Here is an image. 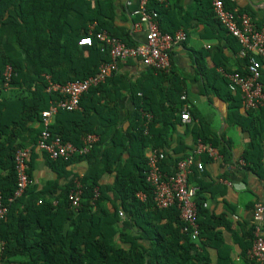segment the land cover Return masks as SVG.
<instances>
[{
    "label": "trees",
    "instance_id": "obj_1",
    "mask_svg": "<svg viewBox=\"0 0 264 264\" xmlns=\"http://www.w3.org/2000/svg\"><path fill=\"white\" fill-rule=\"evenodd\" d=\"M160 1L150 0L149 9L159 13L160 29L168 33L162 23V16L168 10ZM223 2L227 9H233L229 0ZM206 11L208 18H214L211 0ZM113 21L111 12L99 0H0V198L8 207L7 216L0 220V245H3L0 264H188L201 258L208 264L205 249L197 242L210 246L216 229L228 228L226 218L212 216L204 208L207 192L204 186L198 187L196 198L201 231L197 242L184 232L186 225L176 207L161 210L154 204L153 191L146 180V151L149 147L165 149L164 132L156 126L166 127V134L182 116L181 97L185 92L172 72L162 74L151 70L171 85L168 96H174V101H170L173 108L164 109L153 102L146 91L139 89V96H134L135 110L127 118L130 127L125 131L117 130L109 143L104 139L105 132L101 131L108 128L103 120H108L111 126L115 119H107L103 115L106 108L101 105L106 98L111 101L110 95L115 91L109 85L114 84L116 76L90 89L81 101L82 112L60 111L51 126L54 136L81 148L83 138L95 134L100 138L99 143L85 157L69 161L48 157L57 178L42 190L36 185L29 187L21 198L10 202L18 182L16 153L35 147L43 131V112L50 107L51 100L61 98L47 92L50 82L64 86L88 79L98 74L102 64L111 61L110 54L102 52L97 42L89 47L80 46L79 41L90 32H107L130 47L137 46L115 28ZM216 23L221 38L230 47L231 42L240 47L239 42ZM241 61L238 72L245 74L248 60L242 58ZM8 66L12 67L13 74L7 82L4 72ZM217 67L231 73L225 61ZM217 77L228 87L225 78ZM228 98L237 104L235 109H241L238 92L229 90ZM263 110L248 113L253 119L246 128L251 133V143L242 157L248 168L258 174L264 172V165L255 114L260 115ZM163 115L169 119H164ZM192 117L196 119L193 111ZM200 124L196 128L198 140L226 155L231 145L211 135L208 128ZM76 160H87L89 164L83 177L72 176L67 170ZM161 169L167 175L176 171L175 167L171 173L167 159ZM104 173L115 174L112 186L101 184ZM29 175L32 177L30 164ZM60 180L66 184L61 186ZM76 181L81 183L83 195L80 206L73 208L69 195ZM140 193L146 195L145 201L138 198ZM130 229L136 230L135 234L128 233ZM253 233L254 226L250 230L251 246L242 264H255L250 258Z\"/></svg>",
    "mask_w": 264,
    "mask_h": 264
},
{
    "label": "crops",
    "instance_id": "obj_2",
    "mask_svg": "<svg viewBox=\"0 0 264 264\" xmlns=\"http://www.w3.org/2000/svg\"><path fill=\"white\" fill-rule=\"evenodd\" d=\"M99 1L104 3L108 12H111L115 28L126 39L134 45L146 41V26L137 27L140 0ZM229 1L233 8L250 15L258 27H264V0ZM160 2L168 10V13L162 16V23L168 33L184 31L188 35L187 42L173 52L171 75L178 78L196 119L189 124L179 121L173 129H168L166 134V127L162 124H158L156 128L164 132L163 141L171 173L174 172L177 162L196 148L199 142L196 128L201 125L200 123L208 128L211 135L231 145L226 155L220 154L222 157L220 160H212L207 155L202 156L200 160L205 171L200 173L194 168L189 184L204 186L207 189L204 193L207 210L212 216L224 217L228 222V228L219 226L216 229V236L210 242V246H205L201 241L197 242L199 239L196 241L199 247L205 249L208 264H242L251 246L250 230L254 226V210L258 204L264 206V172L258 174L252 171L242 159L251 143V133L246 128L251 126L253 119L243 110L242 103L241 109H235L237 104L228 98L229 89L226 83L217 77L218 75L223 77L219 69L221 67H217L222 61L226 62L227 70L231 73L241 69L240 47L232 42L230 47L227 41L221 38L219 26L214 18H208L206 10L210 8V0ZM224 35L227 36L226 33ZM118 69L107 79L116 76L114 84L109 85V88L115 91L110 95L111 101L104 95L106 99L101 105L106 108L103 115L107 116V119H115L111 126L108 120H103L108 128L102 127L101 131L105 132L104 139L108 143L117 130L125 131L130 127L127 118L135 110L134 96L135 94L139 96V89L146 91L154 99L153 102L164 106V109L173 108L170 101H174V96H168L171 85L147 69L140 61L119 63ZM262 83L264 86V67ZM115 96H119L116 102L113 101ZM163 117L169 119L165 115ZM255 117L257 118L255 128L260 134L264 165V110L260 115L255 114ZM63 123L69 125L68 122ZM151 148L153 147L147 149L146 154ZM48 157L45 153L34 151L29 161L31 175L39 190L57 178V174L49 166ZM88 169L87 160H76L67 167L72 176L80 177H83ZM115 179V174L104 173L101 184L112 186ZM60 184L64 186L66 181L60 180ZM127 232L135 234L136 230L130 229ZM140 244L144 245V242ZM188 264H206V260L201 258L200 261L194 260Z\"/></svg>",
    "mask_w": 264,
    "mask_h": 264
},
{
    "label": "built area",
    "instance_id": "obj_3",
    "mask_svg": "<svg viewBox=\"0 0 264 264\" xmlns=\"http://www.w3.org/2000/svg\"><path fill=\"white\" fill-rule=\"evenodd\" d=\"M150 0H140L138 28L146 26V41L135 47L126 45L122 40L107 32L90 34L79 41L80 46L92 47L98 43L101 51L109 53L111 63L102 64L98 74L82 81H75L61 86L50 82L47 92L50 95H59L57 101L51 100L50 107L42 114L43 131L35 147L20 149L16 153L15 163L18 176L17 189L10 202L21 198L35 181L29 175V161L34 151L48 155L52 160L61 159L69 161L75 157L87 156L99 143L100 138L89 134L83 138V146L76 147L70 142H65L61 137L54 136L51 126L54 118L60 111L73 113L81 110V101L91 88L106 83L107 79L116 73L119 63L130 60L140 61L147 69L155 73L170 74L173 70V52L182 47L188 40L184 31L175 34L163 33L159 24V13L149 9ZM215 20L222 25L227 33L240 44V56L248 60L245 74L234 72L227 74L220 70L228 81V88L233 93H239L242 99V108L245 112H260L264 109V86L261 81L264 67V27H258L251 16L237 8L229 10L223 0H211ZM93 29V28H92ZM13 74L12 67L8 66L4 72L6 81H10ZM50 80V78H48ZM181 121L185 124L193 122L192 106L184 94ZM151 118L150 115H147ZM207 155L212 160L222 157L217 149L199 141L196 148L176 165L175 173L164 174L161 164L167 159L165 149L151 148L146 154L148 160L147 183L153 191V201L158 209L165 210L176 207L180 218L185 223L184 232L189 233L193 241L200 238L198 205L196 198L199 192L197 186H191L189 179L196 168L203 173L205 167L200 158ZM69 195L73 208L80 206L83 195L82 185L79 181ZM98 196V195H97ZM138 198L146 200V195L140 193ZM41 203V201L39 202ZM208 205L205 204L204 208ZM8 214V207L0 198V220ZM124 217V213L120 212ZM254 240L250 258L255 264H264V206L258 204L253 214ZM3 245H0V258Z\"/></svg>",
    "mask_w": 264,
    "mask_h": 264
}]
</instances>
